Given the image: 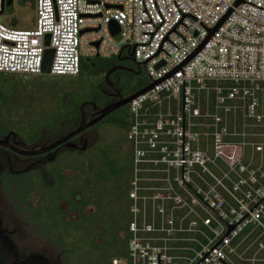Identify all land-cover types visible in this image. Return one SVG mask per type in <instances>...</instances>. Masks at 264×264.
Instances as JSON below:
<instances>
[{
  "label": "built area",
  "instance_id": "obj_1",
  "mask_svg": "<svg viewBox=\"0 0 264 264\" xmlns=\"http://www.w3.org/2000/svg\"><path fill=\"white\" fill-rule=\"evenodd\" d=\"M27 3L32 28L0 19V72L42 74L52 48L49 74L76 76L133 48L153 83L127 104L129 220L111 264H264V0Z\"/></svg>",
  "mask_w": 264,
  "mask_h": 264
},
{
  "label": "flooded vegetation",
  "instance_id": "obj_2",
  "mask_svg": "<svg viewBox=\"0 0 264 264\" xmlns=\"http://www.w3.org/2000/svg\"><path fill=\"white\" fill-rule=\"evenodd\" d=\"M120 57L113 62V67H117L107 79L105 75L98 78L84 73L80 76L81 82L91 79L96 87L83 90L78 86V95H89L78 96V100L69 97L64 106L66 111L55 124L53 134L43 127L33 138L25 122L10 128L9 123H5L8 115L0 112V139L3 140L0 145V219H3L4 235L10 237L22 258L36 254L46 257L50 264H111L108 257H85L89 250L95 251L106 240L110 241V232L104 237V216H111L113 211L112 173L108 171L105 178L102 175L99 179L96 161L100 139L110 136L102 135L95 126L109 124L122 136V129L115 120L123 117L127 120L128 106L108 113L53 148L47 149V146L76 130L83 119L84 123L94 119L105 105L118 101L117 93L122 98L128 96L123 95L118 86L129 74H139L143 66L128 58L124 51ZM6 101L8 110V98ZM69 105L73 108L70 114ZM121 145L128 154L126 136ZM128 157L130 159L129 154ZM7 180L11 184L8 185ZM55 189L59 193L53 196L51 191ZM108 222L111 225V221ZM59 225L61 232L54 228ZM125 231L126 226L119 232L123 238ZM61 233L65 238L61 239ZM84 257V261H78ZM0 264H6L1 253Z\"/></svg>",
  "mask_w": 264,
  "mask_h": 264
},
{
  "label": "trees",
  "instance_id": "obj_3",
  "mask_svg": "<svg viewBox=\"0 0 264 264\" xmlns=\"http://www.w3.org/2000/svg\"><path fill=\"white\" fill-rule=\"evenodd\" d=\"M27 1H31L33 3V0H23V5L27 3ZM9 24L11 23L12 26L15 23L13 22H8ZM117 56H113L110 58H103V57H93L90 59L83 60L81 63V72L76 75V76H70L69 78H64V77H57L53 80V83H48L46 82L44 84L45 87H53L54 83H64L66 85H61L59 88L60 92L56 94V97L58 100L52 101L49 105L42 107L41 109H37L32 112L31 110H27V116L22 118V120H18L17 122H14L13 118H7L5 119V122L9 123V127L13 128L16 125H20V123L25 122L26 124L28 123L29 119H38L39 115L44 114L45 117H50L52 119V122L54 121L55 124L57 123L56 121H59L61 118L62 114L66 111L64 109L65 103H64V97H74L75 94L78 95L77 88L80 86L81 81L80 76H82L84 73L87 76H99L103 77L106 72L114 66L115 60ZM141 72V71H140ZM1 74H5L0 72ZM9 74V73H6ZM18 75H25V74H18ZM138 75V74H137ZM134 76L132 74H129V76L124 77L123 82L121 85L118 86L119 91L123 95H130L133 92L137 91L138 89L142 88L144 85H134L132 83ZM48 81V80H47ZM92 84L91 79L88 80V84ZM83 86V84L81 85ZM80 86V87H81ZM88 88L89 90L93 88V85L90 86H85L83 90H86ZM89 94L87 93H82L80 96H87ZM12 105L11 113H15L16 109H13L14 104H10L9 108ZM16 105L18 106V102H16ZM29 106L25 107H31L32 104H28ZM35 107V106H34ZM15 108V107H14ZM36 109V108H35ZM7 111V110H6ZM5 111V112H6ZM9 111V110H8ZM7 111V112H8ZM67 112L68 114L73 112V108L71 106H67ZM69 117V116H68ZM117 123V127L122 129V136L120 137H102L98 143V148H97V156H96V161H98V177L99 179L103 177L105 178L107 176V172L112 173V178H113V190H112V196H113V214L111 213V216H104L105 219V225H104V237H106V232H110V241L106 240L103 245L107 246L108 249L110 250L109 257V262L111 263L112 259L114 258H119L124 256L125 254V245H126V240L123 238L119 232L121 229H123L125 226H127V222L129 220V215L127 214V205H128V198H127V191H128V182H129V177H130V159L128 157L127 151L122 148L121 143L125 139L126 136V131H127V126H128V112H127V120L126 118H120L118 120H115ZM41 123V122H39ZM27 126V125H26ZM31 131V127H27ZM43 128L40 127L38 129H34L35 133L33 134V138H36V134L38 131ZM109 163V164H108ZM104 171V173H103ZM107 185V184H105ZM111 221V225H108V221ZM99 248V247H98ZM112 252V253H111Z\"/></svg>",
  "mask_w": 264,
  "mask_h": 264
},
{
  "label": "rangeland",
  "instance_id": "obj_4",
  "mask_svg": "<svg viewBox=\"0 0 264 264\" xmlns=\"http://www.w3.org/2000/svg\"><path fill=\"white\" fill-rule=\"evenodd\" d=\"M0 19L4 21L5 23L9 22H14V27L17 28H32L33 27V22L35 21V8L34 6L28 5L26 3L23 5V0H13L12 5L7 6L5 8V11L3 14L0 15ZM9 25H12L11 23ZM95 58V57H94ZM57 77H64V78H69L70 76L67 75H51V74H35V75H18L14 73H9V74H1L0 73V102L2 105L0 106V112H5L7 110V101L6 99L8 98V105L14 104L13 109H16L15 113H11L12 105L10 108H8V112L6 111L4 114L8 115L9 118H13L14 122H17L18 120H22V118L27 116V110H31L32 112L41 109L42 107H45L49 105L52 101L58 100L56 97V94L60 92L59 88L61 85L64 83L58 82L54 83L53 87L51 86L50 88L45 87L44 84L46 82L48 83H53V80ZM48 80V81H47ZM98 80V79H97ZM149 82L148 75L146 71L142 68L141 72L134 76L132 83L134 85H144ZM83 84V88L85 86H90L93 85V87H96L95 84H88V81H84L80 83V86ZM66 85V84H64ZM95 88H92V90ZM78 96L75 94L74 98L78 100ZM81 98V97H80ZM64 103H67L69 100V97H64ZM16 102H18V106L16 105ZM28 104H32L31 107L26 108L29 106ZM26 105V107H25ZM35 106V107H34ZM15 107V108H14ZM36 108V109H35ZM128 112V108H127ZM41 122V123H39ZM57 122V121H56ZM6 124L8 122H5ZM9 126V125H7ZM27 126L31 127V131L29 132V135H33L35 132L34 129H38L40 127H44L47 129V132L50 129V132H55L54 127H55V122H52V119L48 116L45 117L44 114L39 115V118H32L29 119ZM95 128H98L101 130L102 135L106 136H112L115 138L116 136L119 137V133L117 130H115L114 127H112L109 124L106 123H99ZM58 132V131H57ZM49 135L48 133L45 134V137L47 138ZM8 185L11 184V182H8ZM56 190V189H55ZM59 193V191H51V195L55 196V193ZM109 195V194H108ZM112 192H110V197H112ZM113 214V212H112ZM54 228L58 229V231H62L61 226H54ZM56 233V232H55ZM61 235V239L63 237L65 238L64 234H59ZM112 253V252H111ZM110 250L108 249L107 246L101 245L97 250H92L88 251L86 254V258H93V257H99V258H109ZM85 257L83 259H78V261H84ZM119 259H122L119 257ZM123 261L120 262L122 264Z\"/></svg>",
  "mask_w": 264,
  "mask_h": 264
},
{
  "label": "water",
  "instance_id": "obj_5",
  "mask_svg": "<svg viewBox=\"0 0 264 264\" xmlns=\"http://www.w3.org/2000/svg\"><path fill=\"white\" fill-rule=\"evenodd\" d=\"M10 3H11V0H6V2H5L6 5H10ZM117 29H118V26L112 24L113 33H115ZM52 55H53V49L47 48L45 50L44 59H43V66H42V70H41L42 74H49L50 73V63H51ZM97 56H98V54H97ZM117 57L121 58L120 54ZM127 57L135 60L134 55H133V48L131 51L128 52ZM137 63L141 64L142 66H144V64H145V62H138V61H137ZM116 67L117 66L112 67L106 72V74H105L106 79L108 78L110 73H112L116 69ZM152 86H153V83L146 84L145 86H143L142 88L138 89L137 91L133 92L132 94H130L129 96H127L125 98H122L121 95L119 93H117L116 96L119 97L118 101L102 107L99 111V115L96 116L94 119L88 121L87 123H84V119H83L82 122L80 123L79 127L76 130L70 132L69 134H67L61 138L54 140L52 143H50L47 146V149L53 148V147L59 145L60 143H62L66 139H69L73 135L79 133L80 131H82L86 127H89L92 124H94L95 122L103 119L108 113L113 112L114 110L118 109L119 107L127 105L132 98H134L137 95L145 92L146 90H148ZM1 144H3V140L0 139V145ZM2 224H3V219H0V253L5 257L6 264H50L49 261L47 260V258L44 257L43 255L34 254V255H29L25 258L20 257L18 255L16 247L13 245L10 237L4 235L5 230L2 228Z\"/></svg>",
  "mask_w": 264,
  "mask_h": 264
}]
</instances>
